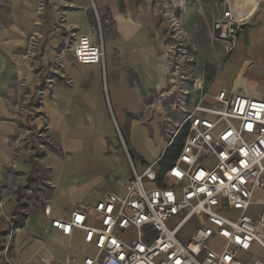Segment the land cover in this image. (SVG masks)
Returning a JSON list of instances; mask_svg holds the SVG:
<instances>
[{
  "label": "built area",
  "instance_id": "2783aa9c",
  "mask_svg": "<svg viewBox=\"0 0 264 264\" xmlns=\"http://www.w3.org/2000/svg\"><path fill=\"white\" fill-rule=\"evenodd\" d=\"M88 1L86 10L104 34L113 17ZM220 9L208 28L215 73L251 18L231 0ZM70 31L75 63L104 64L96 28ZM164 54L168 86L152 96L148 108L156 109L163 153L181 143L176 157L139 170L138 159L128 155L124 195L107 190L96 204H80L70 217L52 219L57 234L81 233L88 246L81 257L58 264H264V200L257 198L264 189V95L241 81L211 94L205 75L191 69L195 60L183 43L167 45ZM44 214L51 215L48 201Z\"/></svg>",
  "mask_w": 264,
  "mask_h": 264
},
{
  "label": "rangeland",
  "instance_id": "374dc122",
  "mask_svg": "<svg viewBox=\"0 0 264 264\" xmlns=\"http://www.w3.org/2000/svg\"><path fill=\"white\" fill-rule=\"evenodd\" d=\"M116 1L121 12H125L128 7L130 8L125 14L126 16L132 15V11H136L141 6L148 7L151 10L150 13L153 19H155L154 26L150 28L151 40L153 41L155 31H158L159 34L164 35L162 38L164 49L167 45L183 43L188 54L194 57L195 63L191 67L193 71L196 65L202 67L206 73L211 70L214 55L207 36L204 19L211 21L217 8L223 7L224 0H199V3L198 0H183L184 3L182 0L181 2L180 0H128V5L125 4L126 0ZM180 3L182 6H180ZM86 7H88L87 3L82 4L78 1L69 4L61 0H0V55H3L5 62L9 64H15L20 60L29 62L30 74L22 78L13 77L3 97L6 102H11L13 105L14 122L18 119L23 123L19 125L18 136L23 137L24 140L21 144L22 147L17 148L19 153L16 155L19 159L25 158V162L31 163L33 168V181L27 187L21 184L23 173H11L16 174L15 185L12 188L14 192L12 199L16 203V207L12 209V213H3L0 221V264H37L36 257L39 256V251L44 247L37 248L36 253L33 254L35 257H29L27 254L31 249H36L37 239L45 241V237L37 234L38 229L46 231V239H52L49 246L46 247L47 251L51 250V245L54 253L58 252L55 250L57 246L67 247L60 241L61 238L51 234L47 218L36 215H44L45 201H48L49 204H55L52 199L54 190L57 187H53L49 181L53 180L55 174L58 173L59 160L66 155L63 142L59 138L60 135H62V138H66L63 131L65 123L61 124V134L58 133V128L52 127V124L50 125V115L47 108L49 99L62 95L67 97L76 94L85 96L89 85L88 91L93 102L83 101L84 108L88 106L86 113L88 120L84 115H80V112H74L73 114V120H75L73 123L80 121L88 125L89 117H98L101 112L109 118L102 95H100L97 102L96 89L101 88L110 116L115 120L113 121L115 129L111 123L112 130L115 134L117 132L119 146L122 147L121 150H123L125 157L127 158L128 155L131 157L140 156L130 146L124 127L120 126L116 120L110 92L112 84L127 83L130 86H135L138 77L132 74L128 67H125L124 70H120L119 67L114 68L111 72L107 70L105 74L103 65L100 67L102 82L100 77L96 82L91 79H89V82L74 75L75 69L80 70L82 67L73 61L70 52L72 42L70 30L77 29L90 32L92 27L96 28L99 39L104 41L105 37L97 29V25L92 21L91 11L86 10ZM181 8H185V10ZM172 12L178 20L177 29L174 27L175 25L172 26L175 23ZM256 12L257 10L253 11L252 16ZM36 21H39L40 24L35 25ZM28 26L31 27L30 32L27 29ZM31 29L36 30L33 33ZM251 31L264 33V9L255 17H251L246 25L242 27L240 33L249 35ZM35 32H39L40 35H35ZM16 35H19L20 38H15ZM249 42L251 44V41ZM115 44L121 47L125 45V41L121 42L117 39ZM113 46V41L108 42L107 51L112 50ZM237 48V51L233 52L232 58L228 61L233 58H240L244 54V51L239 50L240 42ZM218 50L223 52L220 46ZM125 55L128 54H121L123 59H125ZM249 56L254 57L252 48L249 50ZM116 62L120 64L119 61ZM186 66L190 65L187 64ZM235 66L234 61L226 65L229 70L234 69ZM258 70H260V67ZM223 71L230 73L229 76H223L224 78H232L233 74L231 72L226 69ZM142 95H144V91H142ZM129 119L142 120L143 118L140 112L137 115H130ZM144 124L151 132L149 125ZM144 124L142 123V125ZM68 139H71V137ZM82 139L80 140H82L83 146L88 145V140L86 138ZM140 139L145 145L154 141L148 132L141 135ZM72 141L70 140L67 144L64 143L65 146L70 148ZM16 143H19V141ZM177 147L170 148L165 153L160 154L155 162H159L162 167L171 161L177 152ZM11 169L14 170V168ZM108 178L109 174L103 173L102 179L104 182ZM8 185L7 180V183L0 187L1 192L8 189ZM118 185L121 186L120 179ZM78 200L82 201V198ZM0 201L3 203L5 212V203L1 198ZM80 204L82 205L84 202ZM80 204L77 203V206ZM62 210L68 212L69 209L65 207ZM21 216H29L24 225L28 224V226L21 239L18 240L17 221ZM26 240H32L33 243L30 246H23L27 242Z\"/></svg>",
  "mask_w": 264,
  "mask_h": 264
},
{
  "label": "crops",
  "instance_id": "0c3cea01",
  "mask_svg": "<svg viewBox=\"0 0 264 264\" xmlns=\"http://www.w3.org/2000/svg\"><path fill=\"white\" fill-rule=\"evenodd\" d=\"M245 1L246 3L245 2L243 3L247 8H249L251 5L252 6L257 5L256 8L257 12L255 13V15L259 14L264 9V1L261 2V5L259 0L256 1L245 0ZM78 2H81L82 4H86V3L88 4L87 0H79ZM95 2L97 3V5H99L101 8L105 9L106 11H108V9L110 8L108 12L113 17V25L108 27L104 32L105 35L104 64L76 63L77 65L81 66L82 69L77 70L74 68L76 70L74 72V75L81 80L90 82L89 79L85 78L81 74L84 71L85 67L88 68L89 71L97 73L101 78L100 67H102L103 65V70L105 74L107 70L111 72L114 68L119 67L120 70H124L125 67H128V70H130L132 74H135L138 77L136 78L137 83L135 86L132 85L130 86L127 83H121L120 85L112 84L110 86V92L113 101L114 114L116 120L120 126L124 127L125 132L127 133V138L130 146L140 155L134 157L138 159L137 168L139 170H142L145 165L154 162L157 159V157L163 153L166 145V140L162 133L160 123L158 121L157 116L154 115L156 109H154L153 111L152 109L148 108V105L152 102V96L159 93L168 86V77L164 66L165 54H164V46H163L164 44L162 40L164 35L161 33L159 34L158 31L157 32L155 31V35L153 36V41L151 40L152 36H151L150 28L154 26L155 19H153L150 13L151 10L148 7L141 6L136 11L134 12L132 11V15H131L132 37L128 38V36L130 35V30H126V34H124L122 33V26L127 22V19L130 16V15L129 16L125 15L127 14V11L130 10V8L128 7L125 12H121L116 0H95ZM250 3L252 4L250 5ZM125 4L128 5V0L125 1ZM114 7H116L117 10L114 9ZM261 7L262 9H260ZM220 10H221L220 8H217L215 15L219 13ZM255 15L252 17H255ZM204 21L208 36V28L210 26L211 21L205 19ZM36 22L35 25H38ZM30 28H31L30 26L27 27L29 32H30ZM34 30L36 29H31V32H33ZM122 36H125V38H123ZM16 37L17 39L20 38L19 35L18 36L16 35L15 38ZM117 39L120 40L121 42L125 41V45H122L121 47L117 46L115 44V41ZM111 41L114 42V46L112 50L107 51L106 48L107 43ZM249 41H251V44ZM239 42H240L239 50L244 51V54L240 58H233L232 60L228 61L229 59L232 58L235 51H237L238 49L237 45ZM237 45L233 51L234 53L232 52L229 55V57L224 61L222 68L217 73H215L214 59L210 71L206 73L203 71L202 67H199L197 65V67L194 68L195 73L197 74L203 73L205 75L206 81L210 83L209 92L211 94L216 93L221 88L230 89L231 87L237 85L241 81L242 83L244 82L243 83L244 87H246L250 91L253 92L257 91L258 92L257 94L264 95V33L258 31H251V33L248 35L239 32ZM150 46H153L155 48L156 55H153L151 52L148 51ZM251 48L252 51L254 52V57L249 56V50H251ZM124 53L128 54L124 56L125 59H123V57L121 56V54L123 55ZM0 60H1L0 63V187H3L5 183H7V180L9 183L8 189L2 192L0 190V198L3 199L5 203L4 204L5 212L3 209V213L6 212L12 213V209L16 207V203H14V200L12 199L14 197V192L12 188L15 185L14 182H15L16 174H11V173H17V172L23 173L21 184L27 187L29 183L33 181V176H32L33 168L31 166V163L25 162L26 160L25 158L19 159L16 155L17 153H19V150L17 148L22 147L21 144L22 141L24 140L23 137L20 138L18 136L19 125H22L23 123L21 120L18 119L16 122H14L13 120L14 109L12 108L13 105L11 102H6L3 95L7 87L10 86L11 79L13 77L17 76L22 78L30 74V72L28 69L29 68L28 61L20 60L15 64H9L5 62V57L3 55H0ZM116 61H119L120 64H117L118 62ZM232 61L236 63V66L234 69L229 70L226 67V65L231 63ZM259 67L260 70H258ZM224 69L228 70L233 74L231 79H226L223 77V76H229L230 74L227 71H223ZM96 70L97 72H95ZM256 73H258L259 75ZM80 74L82 77L80 76ZM101 82H102V78H101ZM88 87H87V94L85 96H80L76 94V95H69L67 97L66 95H62L60 97L49 99V101L47 102L48 113L50 115V125L52 124L51 125L52 127L58 128L59 134H61V124L65 123L63 129L65 130V126L67 124H71L73 123V121H75L73 120L74 112H80V115H84L85 118L87 119L86 113L88 111V106H85L84 108L83 101L93 102L91 99L92 97L89 94ZM101 87H102V83H101ZM142 91H144V95H142ZM113 93H114V97H113ZM96 94L98 98L97 102L100 99V95H102L106 112L114 127L113 121L115 120L110 116L102 89L101 88L96 89ZM77 102H79V104H77ZM140 112L143 118L142 120L129 119L130 115L132 114L137 115ZM101 114L102 116H104L103 112H101ZM155 114H157V112ZM139 121L143 122V124L147 123L152 131L150 132L148 127L145 124L142 125V123H139ZM76 122H80V121H76ZM16 123L18 124L16 125ZM155 126H157L159 130L158 133L156 131ZM133 131L136 133L139 139L141 135L147 132L154 139L153 143H148L146 145L154 155L153 161H150L147 158H145L143 155H141L136 150V148L131 144L130 134ZM61 136L62 135L59 136L60 141H62ZM68 138L70 137H66L64 139L66 140L65 144H67V142L72 140V138L71 139ZM116 138H117V141H115L116 143L115 142L111 143L108 141L109 146L113 145L115 151H118L120 154L124 155L123 150H121L122 147L119 146L117 135ZM18 141L19 143H16ZM75 142H76L75 140L72 141L70 148L66 147L65 144L63 143L65 147L66 155L61 160H59L60 162L58 163L59 168L57 173L58 174L57 180L61 184V186L65 187L66 191L62 192L60 187L53 186L57 188L54 190L53 193L52 200L55 204L54 205L51 204L52 208H51L50 217L46 216L45 214L44 215L36 214L37 216L40 217L44 216L45 218H47L46 220L48 222V227L51 234H54L55 236L61 238L64 241L67 240L66 241L67 247L63 248L61 246H57L55 250L56 252L57 251L58 252L54 253L52 252L53 250L51 245L50 247L51 250L47 251L46 247L49 246L52 239H46L47 237L46 231H41V229H38L37 234L39 236L45 237V241L40 239L42 244L38 245L36 243V247L38 249L40 247H44L39 251V256L36 257L38 261L37 264L40 263L45 264V262H43L42 259H45L46 261V258L50 259V263L58 264L60 261H63L72 255H77L81 257L83 252L88 249V246L82 241L81 233H78L77 235H74L72 237H67L64 235L57 234L54 231L53 227L51 226V220L54 218L70 217L72 211L77 207V203L80 204L84 202L85 205L96 204L97 201H99L102 198L103 194L107 190L114 191L119 195H124L125 181L131 175L130 162L128 157L127 158L125 157L128 165V174L127 177H125L124 180L121 181V186H119L118 180L119 179L121 180L122 174L120 172L115 173V171H111L107 173V171L101 166V164L98 162L96 157H94L93 155L94 149H92V145H91L92 141L88 140L89 143L86 146H83L82 142H79L78 147H75ZM157 144H159V147H155V145ZM110 152H113V149H111ZM92 166H97L98 168L99 173L95 175L96 176L95 178L94 176L90 177L89 173H87L86 170L74 172V173L67 172V170L69 169L75 171V170H80L82 168H90ZM11 168H14L15 171ZM67 173L69 176L67 175ZM103 173L109 174V178L105 182L102 179ZM57 174H55V176ZM54 194L56 201L54 200ZM59 195L60 197H58ZM4 196L7 198H4ZM81 198L82 201L78 200ZM257 198L264 200V191H258ZM65 207L69 209L68 212L66 211L64 212V210H62L65 209ZM28 217H25L24 223L21 227L25 225V221L28 219ZM1 220L2 217L0 221ZM26 241L27 242H25L23 246L25 245L30 246L33 243L32 240H26Z\"/></svg>",
  "mask_w": 264,
  "mask_h": 264
},
{
  "label": "bare ground",
  "instance_id": "6f19581e",
  "mask_svg": "<svg viewBox=\"0 0 264 264\" xmlns=\"http://www.w3.org/2000/svg\"><path fill=\"white\" fill-rule=\"evenodd\" d=\"M76 1H79V0H76ZM254 1H256V0H254ZM259 1H260V5H261V2L264 0H259ZM180 2H181V0H180ZM182 2L184 3L183 0H182ZM243 2L246 3L245 0H231V5L234 9H236L239 12V14H243V15L247 14L249 18L252 17L253 11L256 10L257 5L252 6L250 4L251 6L249 8H247ZM260 5H259V7H260ZM180 6H182L181 3H180ZM88 7H89V1H88ZM88 7H86V8L88 9ZM181 9L185 10V8H181ZM172 10H173V8H172ZM172 16L174 18L173 21L175 22L173 24L177 25L178 20L176 19L175 14L173 13ZM36 23L40 24L39 21ZM173 24H172V26H173ZM126 30H130V35L128 36V38L132 37V16L131 15L128 17L127 22L122 26V33L126 34ZM35 35H40V33L35 32ZM122 37L125 38V36H122ZM148 51L151 52L153 55H156V53H155L156 50L153 46H150ZM95 72H97V70ZM81 74L85 78L91 79L95 82L99 78V75L97 73L90 72L88 70V68H86V67ZM119 90H121V89H119ZM116 93H117V91H116ZM255 93H258V92L256 91ZM113 97H114V93H113ZM88 123H89L88 125H86L84 122H75V123L67 124L65 126V130H63L65 137H71L72 140H75L76 141L75 147H78L79 142H81L83 140V139L80 140L81 138H86V139L92 141L91 145H92V149H94V154H93L94 157H96L98 162L107 171V173H109L111 171L120 172L122 174L121 175V181H123L124 178L127 177V174H128V165H127V161L125 159V156L120 154L118 151H115L113 145L109 146L108 141L111 143H113L114 141H117L116 134L112 130V126H111V122H110L109 118H107L106 116H102V114L101 115L99 114L98 117H93V116L91 117L90 116ZM139 123H143V122L139 121ZM155 128H156L157 132H159L157 126H155ZM130 141H131V144L136 148V150L141 155H143L145 158H147L150 161L154 160V155H153L152 151L150 149H148V147L138 138V136L136 135V133L134 131L131 132V134H130ZM62 142L65 143L66 140H64V138H62ZM155 147H159V144L155 145ZM111 149H113V152H110ZM67 157H69V156H67ZM88 164H89V162H88ZM84 170H86V172L89 173L90 177L94 176V178L96 177L95 175H97L99 173L97 166H92L90 168H82L80 170H75V171H72L69 169V170H67V172L74 173V172H79V171H84ZM64 171H65V169H64ZM62 173H63V171H62ZM61 175H63V174H61ZM67 175H68V173H67ZM57 179H58V174L54 177V179L52 181H49V183H51L52 186L60 187L62 192H65L66 191L65 187L61 186V184L58 182ZM259 191H264V189L259 190ZM8 194H10V193H8ZM58 197H60V195ZM4 198H7V197L4 196ZM27 226H28V224H26V226H24V227L17 229L18 240H20L21 237L23 236ZM60 241L63 244L67 245V242H66L67 240H65V241L60 240ZM36 243L38 245L42 244L41 241L38 239H37ZM34 253H36V249H31V251H29V253L27 255L29 257H35V255H33ZM45 264H51L50 259L46 258Z\"/></svg>",
  "mask_w": 264,
  "mask_h": 264
},
{
  "label": "trees",
  "instance_id": "16d2710c",
  "mask_svg": "<svg viewBox=\"0 0 264 264\" xmlns=\"http://www.w3.org/2000/svg\"><path fill=\"white\" fill-rule=\"evenodd\" d=\"M180 146H181V143H179L178 144V147H177V152L179 151V149H180ZM177 152H176V154H175V156H174V158L176 157V155H177ZM173 158V159H174ZM173 159L171 160V161H173ZM171 161H169V162H171ZM167 164V163H166ZM33 174V173H32ZM24 220H25V217L24 216H21L20 217V219L17 221V225H18V227H21L22 225H23V223H24Z\"/></svg>",
  "mask_w": 264,
  "mask_h": 264
}]
</instances>
